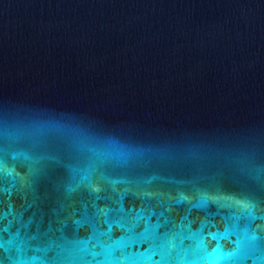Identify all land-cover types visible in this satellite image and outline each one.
<instances>
[{
	"label": "water",
	"instance_id": "water-1",
	"mask_svg": "<svg viewBox=\"0 0 264 264\" xmlns=\"http://www.w3.org/2000/svg\"><path fill=\"white\" fill-rule=\"evenodd\" d=\"M0 264H264V0H0Z\"/></svg>",
	"mask_w": 264,
	"mask_h": 264
}]
</instances>
